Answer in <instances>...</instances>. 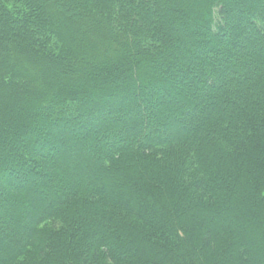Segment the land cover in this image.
<instances>
[{
  "label": "trees",
  "instance_id": "trees-1",
  "mask_svg": "<svg viewBox=\"0 0 264 264\" xmlns=\"http://www.w3.org/2000/svg\"><path fill=\"white\" fill-rule=\"evenodd\" d=\"M4 175L0 264H264V0H0Z\"/></svg>",
  "mask_w": 264,
  "mask_h": 264
},
{
  "label": "rangeland",
  "instance_id": "rangeland-1",
  "mask_svg": "<svg viewBox=\"0 0 264 264\" xmlns=\"http://www.w3.org/2000/svg\"><path fill=\"white\" fill-rule=\"evenodd\" d=\"M236 33V32H235ZM233 36V35H232ZM231 36V37H232ZM235 36V35H234ZM241 37H243L242 35H241ZM243 39V38H242ZM241 38H239V42L242 40ZM69 153H72L71 151L69 152ZM68 153V154H69ZM68 159H70L69 157H68ZM5 178V179H4ZM9 179V180H8ZM0 180H5L6 182L7 181H9V182H11V183H14V181H13V179H11V176H8V175H4L2 178H0ZM11 180V181H10Z\"/></svg>",
  "mask_w": 264,
  "mask_h": 264
}]
</instances>
